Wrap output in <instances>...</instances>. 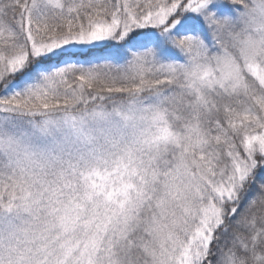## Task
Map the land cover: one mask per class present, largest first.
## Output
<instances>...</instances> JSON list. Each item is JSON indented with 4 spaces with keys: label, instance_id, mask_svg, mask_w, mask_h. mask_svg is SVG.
I'll list each match as a JSON object with an SVG mask.
<instances>
[{
    "label": "snow or ice",
    "instance_id": "obj_1",
    "mask_svg": "<svg viewBox=\"0 0 264 264\" xmlns=\"http://www.w3.org/2000/svg\"><path fill=\"white\" fill-rule=\"evenodd\" d=\"M0 264H264V0H0Z\"/></svg>",
    "mask_w": 264,
    "mask_h": 264
}]
</instances>
